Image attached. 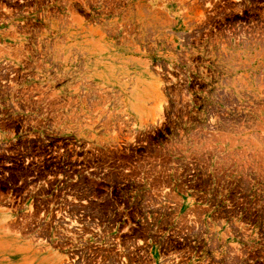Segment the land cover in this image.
Masks as SVG:
<instances>
[{"label": "rangeland", "instance_id": "obj_1", "mask_svg": "<svg viewBox=\"0 0 264 264\" xmlns=\"http://www.w3.org/2000/svg\"><path fill=\"white\" fill-rule=\"evenodd\" d=\"M0 264H264V0H0Z\"/></svg>", "mask_w": 264, "mask_h": 264}]
</instances>
